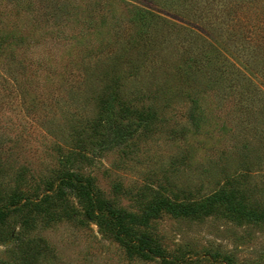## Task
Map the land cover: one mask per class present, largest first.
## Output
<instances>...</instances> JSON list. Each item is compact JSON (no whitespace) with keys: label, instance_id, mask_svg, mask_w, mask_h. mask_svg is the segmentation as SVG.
<instances>
[{"label":"rangeland","instance_id":"1","mask_svg":"<svg viewBox=\"0 0 264 264\" xmlns=\"http://www.w3.org/2000/svg\"><path fill=\"white\" fill-rule=\"evenodd\" d=\"M14 1L0 0L1 31L24 43L0 56V191L5 195L14 190L39 192L67 152L72 129L84 127L94 117L97 70L123 55L135 31L129 22L130 6L165 20H180L175 9L157 0H56L60 10H55L60 16L56 24L43 21L53 11L46 0ZM194 1L202 19L220 29L229 52L235 58L244 56L246 39L234 36L237 26L229 23L241 0ZM154 29L163 38L164 26L157 24ZM180 39L155 48L152 56L159 54V59L143 65L139 86L174 82L172 70L179 53L193 50L194 45ZM130 51L126 54L132 58L141 53L139 48ZM84 67L93 72L86 82ZM235 103V96L217 101L211 93H199L195 130L186 116L189 101L175 99L166 108L159 104L157 112L165 121L156 132L139 139L125 154L112 149L95 155L82 172L94 179L105 197H111L112 184L120 183L129 194L119 203L132 211L136 194L145 186L156 189L167 182L171 190L206 193L223 174L240 166L243 143L253 151L256 148L253 136L242 129L244 116ZM257 121L264 128V115ZM251 170L264 190V165ZM67 207L74 210V220H38L31 231L22 230L12 215L6 229L13 228L27 244L0 243V264H157L127 259L74 198L67 199ZM148 231L167 253L184 255L189 264H227L225 259L230 264H264V225L235 223L220 215L199 221L162 216Z\"/></svg>","mask_w":264,"mask_h":264},{"label":"trees","instance_id":"2","mask_svg":"<svg viewBox=\"0 0 264 264\" xmlns=\"http://www.w3.org/2000/svg\"><path fill=\"white\" fill-rule=\"evenodd\" d=\"M157 1L175 9L180 20H165L138 6H130L129 22L135 31L127 41L128 48L114 64L97 70L95 115L84 127L72 129L70 145L52 177L43 182L39 192L14 190L5 195L0 191V243L12 240L16 246L27 244L20 233L6 229L12 215L17 216L24 231L33 230L38 220L45 223L74 220V210L67 207L69 197L76 200L101 233L116 242L129 260L189 264L184 255L167 253L158 238L148 231L150 224L162 216L199 221L220 215L235 223L264 225V190L253 180L251 170L264 165V128L257 121L264 115V0H241L243 5L236 3L233 7L229 23L237 26V30L232 34L242 35L247 43L242 49L244 56L237 58L226 48L228 41L220 29L202 19L194 0H179L177 5V0ZM45 2L53 11L47 12L50 15L43 16V21L58 24L60 16L55 14L58 2ZM157 24L164 26L163 38L155 33ZM177 37L191 40L194 45L193 50L185 48L179 53L172 70L174 82L150 83L151 88L139 86L143 65L159 59V54L157 58L152 56L155 48ZM21 46L24 43L20 38L10 39L0 29V56ZM134 48L141 50L137 58L127 55ZM82 73L85 82L93 75L88 67ZM198 79L202 80L200 84ZM199 93H211L217 101L235 96V105L244 116L242 129L256 142L254 151L243 143L245 155L240 166L223 174L212 189L206 193L171 190L167 182L156 189L145 186L136 194L132 211L119 203L120 197L129 194L120 183L112 184L111 197H105L94 179L82 172L95 155L112 149L125 154L139 139L156 132L165 121L157 112L159 104L166 108L172 100L186 99L190 103L187 119L197 129L195 108ZM207 258L215 261L213 255ZM229 260L225 259L227 264Z\"/></svg>","mask_w":264,"mask_h":264}]
</instances>
